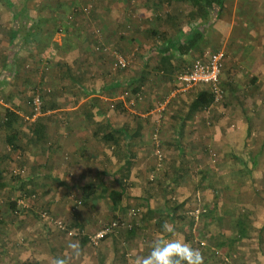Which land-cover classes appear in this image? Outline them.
Segmentation results:
<instances>
[{
	"label": "crops",
	"instance_id": "crops-1",
	"mask_svg": "<svg viewBox=\"0 0 264 264\" xmlns=\"http://www.w3.org/2000/svg\"><path fill=\"white\" fill-rule=\"evenodd\" d=\"M11 1L15 10L9 5L0 8V91L14 79L17 84L10 85L11 89L20 92L17 76L22 75L19 76L18 68L20 64L31 63L34 70L23 82L30 84L28 88L33 91L41 89L45 100L44 112L32 122L26 123L19 117L8 128L0 120V190L27 188L34 195L38 193L43 197L41 203H56L53 214L57 218L73 224L74 228L82 226L84 234L72 236L40 216L35 217V212L31 213L33 208L28 206L30 202L24 201V207L16 210L17 215L0 220V264H23L32 257L41 264H54L57 259L65 264H132L130 256L146 255L154 238L161 235L180 238L177 220L183 207L176 210V215L172 214L166 191L187 184L188 145L191 141L204 142L214 137L236 141L247 132L243 131L242 136L237 134L234 124L228 125V119L220 121L217 135L212 134L215 120L208 116L202 119L199 113H209L213 103L204 110L190 111L197 94L208 86L200 84L197 91L196 88L181 91L166 104L160 125L166 163L172 164L163 169L169 179L152 188L143 155L147 134L152 135L148 132L152 121L157 125L153 113L159 100L157 89H170L167 87L174 82L176 85V77L208 50L213 35L241 37L249 27L248 22H252L251 30L257 37L254 27L256 22L264 25V0H95L97 7L91 15L94 20L91 24L96 27L92 26L90 32L85 31V22L80 20L81 12L72 11L71 6L60 9L53 4H42L36 8L34 0L27 6L25 0L21 5ZM98 27L104 32L100 39L93 34ZM120 31L122 34H117ZM102 43L117 47L131 57V65L114 70L112 58L103 51ZM242 55L234 67L241 69L239 62H243L249 68L245 67L246 72L260 81V73L264 74L263 58L252 47ZM228 65L226 61L225 72ZM233 71L231 66L230 75L235 77ZM239 74L240 71L236 76ZM135 86L129 91L136 97V104L130 105V99L119 95L118 89ZM14 108L18 114L22 109L17 105ZM137 108L139 116L133 114ZM123 110L128 117H118ZM243 123L241 118L239 125ZM10 138H15L19 150L11 149ZM232 150L228 153H233ZM12 175L21 176V181ZM87 186H93L95 192L85 202L90 200L87 206L98 211L97 215L85 208L76 213L58 208L60 204L65 206L66 201L70 203L62 190L79 189L83 193ZM160 189L162 194L157 198L154 193H160ZM177 199L178 205L186 201L181 194H177ZM123 210L137 212L132 224L129 223L131 227L94 245L89 236L105 220ZM165 222L174 226V234L163 233ZM263 226L250 230L243 238L239 237L238 229L233 230V242H246L242 248H247V254L245 249L240 256L250 255L249 251L255 256L264 253ZM190 236L188 233L182 240L190 243ZM85 237L86 242L82 240ZM251 239L255 242L249 245L247 240ZM208 243L203 248L210 251L204 263L212 260V255L221 254L214 238ZM232 244L226 247L234 248ZM220 249L224 253L216 255L218 264L221 260L231 261L229 264H254V260L246 263L235 254L229 259L226 255L229 251Z\"/></svg>",
	"mask_w": 264,
	"mask_h": 264
},
{
	"label": "rangeland",
	"instance_id": "rangeland-1",
	"mask_svg": "<svg viewBox=\"0 0 264 264\" xmlns=\"http://www.w3.org/2000/svg\"><path fill=\"white\" fill-rule=\"evenodd\" d=\"M16 1L19 2L20 5L24 2V0ZM29 4L32 3L29 2ZM42 4H53L60 7V9H64L66 6H71L72 11H74L75 8H81L83 6L91 5L92 9L90 14H85L81 11V13H79L82 16L80 20L85 22V31L90 32V28L93 26L91 23L94 22L91 15L96 12L97 7L95 0H34V6H37L36 8H40ZM6 5V1L0 0V8ZM257 14L259 15V13ZM248 24V29L245 30V34H241V37L236 36L235 38L234 36L232 38H226L223 36L220 38H216L214 37V35L212 36L213 38L210 40L207 51L213 52L218 49H225L227 53L220 80L221 85L225 90V97L221 103H214L209 113L205 114L204 111L199 113V116L202 119H204L203 116H208L212 117V119L215 120L211 129L212 134L217 135L220 121H227L228 119V125L234 124L232 126L234 127L237 134H240L242 136L243 131L247 133L243 139H237L236 141L232 139L224 141L221 138V140H218V138L214 139L215 137L213 138L214 140L210 138L208 141L204 142H201L199 140L191 141L190 145H188L189 149L187 151L189 155L188 164L190 168V171L186 176V178L188 179L187 184H184L183 188L178 187L176 190L169 191L167 195L169 196V200H172L173 196H176L175 198H177V194H181L182 197L185 196L186 201L184 200V206L183 209H181L183 213H181V211H178V217L182 218H178L177 220V226H179L180 228L178 229L180 234L177 237L181 236L179 239H183L188 233H191L192 236L190 237L192 241H190L189 244L194 248L200 249L205 259L207 258V255H209L210 251H205L203 250V248L209 246L208 242L210 240H213V238L216 242L215 244H218V246L220 248H223L224 251H229L228 254L226 252V255L229 259H231V256H234V254L237 258L238 256H240L241 252H245V249V254H247V248H242V244L246 242H240L238 240L236 242H233V237H235V232L233 234V230L238 229V217L240 216V212H242V210L247 213V220L249 226L251 227V230L259 229L261 225H264V74L260 73V77H258L260 81H258L256 75H252L251 73L246 72V68H249L246 66V64L244 66L243 62H239V67L242 66L241 69L237 70L236 67H234L238 62V56L246 54L250 47H252L254 50L256 48V51H258L259 54L258 56L262 57L264 60V25L261 26L260 22H256L257 27H254V30L258 31V33L257 37H255L256 33L251 30V25H253L254 23L248 22ZM22 29H24V27H22ZM239 31H242V29ZM112 33L114 34V31H112ZM93 34L91 38L93 37ZM86 40L90 45V38L87 37ZM251 43H254V45L252 46ZM226 61H228L230 66L228 65L229 67L225 72ZM231 66L234 69L233 74L235 75V77L230 75ZM18 69L19 76H22H17V87L22 88V90H20V92H15L14 89H11V86L17 84V82H15V80L13 79L11 81L12 84L9 83L11 86L7 85L6 88L3 89V91H0V120L2 121L4 119L6 110L8 108L17 110L14 108V106L17 105L22 108L19 113L20 119H22V121L25 120L26 123H29L32 122L30 120L35 118L33 117L34 95L38 90H40L41 92L42 90L37 88L35 89V91H33L29 89L30 87L28 88L30 84L27 85L25 82H23L24 79L27 80L26 76L30 77L29 73H32L34 70L31 63L30 65H27V63L20 64ZM238 71H240V74L236 76ZM30 83H32V80L30 81ZM169 83L171 84V81ZM174 83L171 84V87L167 88H170V90L173 89L175 87ZM236 84L239 87H236ZM196 87L198 86H195L194 88ZM135 88H137V86H135L134 88H120L118 89V94L123 95L125 90L128 89L131 91ZM197 90L199 89L196 88V91ZM42 97L45 100V93L43 92ZM154 99H156L157 101L156 97H154ZM258 102H261L262 104H259ZM124 111L125 110H123V112ZM241 111L243 113H240ZM138 112L139 108L135 109V112H133V114L139 116ZM240 115H242V117ZM126 116L128 117V114L124 112L118 117L125 118ZM144 116L146 117L145 114ZM130 117L132 118L133 116L131 115ZM241 118H244L243 125H239V120ZM154 122L155 121H152L151 130L148 131L152 133V135L147 134V138L144 143L145 152L143 155L144 164L148 169V184L150 183L152 185V188L153 186L155 187L159 186L160 184L167 183L166 180H168L169 178L167 172H164L163 169L172 165L171 163H166L167 161L165 159V152L162 146V142L160 149L163 152L164 160H162L161 165L158 164V159L154 155L156 144L153 134L154 131L160 134V125H154ZM207 143L210 145H204ZM173 149L174 148L172 146L171 151ZM230 149H234L235 151L232 150L233 153H228ZM235 152L237 153L235 154ZM172 154L173 152H171L170 155ZM253 156H256L255 160L257 162L255 163V165L253 163ZM158 165L159 167L161 166V169H156ZM14 175L16 174L14 173ZM7 177L11 178V174H8ZM20 189L21 188L10 189V187H8L0 190V200L3 202L2 204L4 208V211L0 216V220H2L6 216L10 217L12 215H17L15 214L16 210L20 211L21 208L24 207V201L30 202L28 203V206L33 208V210H31V213L32 211L35 212V217H39L40 211L44 208L50 210L52 214L55 212L54 209L56 208V206L54 205H56V203H54L53 201L51 204L48 203V201L46 203H41L40 201L43 197L39 196L38 193L34 195L27 188L21 190ZM160 190V193H154L157 198H160L159 194H162L163 189ZM62 193H64L66 199L70 201V209H68L69 204L67 201L65 202V206H61V204L58 205V208H61L63 212L71 211L72 213H74L73 208L75 207L76 212L78 209L84 210L85 208L88 211L93 209L90 208V206H87L89 205L90 200H88L87 203L84 202V204L80 206L74 205L77 199H83L81 197V194H83L81 190L66 189L64 191L62 190ZM72 195H74V197ZM48 198H50V196H48ZM56 198L57 197H54V199ZM19 200H23V202H19ZM102 201L107 203V199H104ZM108 202L110 203V200ZM105 206L107 207V205ZM196 208H201L204 210L202 212L203 214L200 216V220L198 221L199 223H194L193 220L191 221V215L189 213ZM129 211L130 210L118 211L116 212V215L108 220H105V222L107 223L114 219H122L126 220L128 224H132L131 222L135 215L129 216ZM92 212L90 211L91 214L95 213L96 215L98 213V211L96 210H92ZM111 215H109V217ZM39 218L42 219L41 216ZM194 228H196L195 232L192 231L194 230ZM127 229L128 228L126 227H122L117 233ZM222 231L226 233H221ZM217 232H219V236ZM216 234L217 236H215ZM73 236L79 237L80 234ZM184 241L187 242L186 239ZM200 241H204L205 245H200ZM247 242H249V245L253 244L255 242V239L247 240ZM231 244L234 245V248L229 249L226 247L230 246ZM218 246H216V248L221 251V254L217 253L212 255V253H210L213 256L212 260L214 262L212 263V260L210 259V262L208 261L204 264H218L219 259L218 257H216V255H222L223 252ZM248 248H250V246ZM215 250L216 249H214L213 251L215 252ZM249 254L250 255L248 256L246 255L242 257L241 255L240 257L242 258V260H246L244 261L246 263L249 262V260H254V264H264V253L260 252L255 256L249 251ZM134 257V255L130 256V258L132 259ZM230 262L231 261L229 260H225V262L221 260L219 264H229ZM249 264L251 263L249 262Z\"/></svg>",
	"mask_w": 264,
	"mask_h": 264
},
{
	"label": "built area",
	"instance_id": "built-area-1",
	"mask_svg": "<svg viewBox=\"0 0 264 264\" xmlns=\"http://www.w3.org/2000/svg\"><path fill=\"white\" fill-rule=\"evenodd\" d=\"M92 9V6H83L81 8H75V11H81L85 14H90ZM95 37L100 39L103 35V29L101 27L94 28L93 31ZM119 34H122V31L119 32ZM103 51L108 53L112 58V67L114 70H124L127 69L133 59L129 57L128 55L124 54L121 50H119L117 47H112L109 44L102 43L101 45ZM226 51L225 49H218L213 52H204L202 55H199L192 65L181 72L176 77V85L173 89H166V88H158L157 94H158V102H157V111L153 113H156V122L157 125H161L163 112L166 107V104L175 97L178 93L181 91H187L193 89L195 86L203 84L209 87L211 93L214 96V103H221L225 97V90L221 85V73L224 66V61L226 58ZM125 98H129V104L135 105L136 104V97L132 96L131 92L129 90H126L123 94ZM155 109V108H154ZM33 110L34 114L33 117H38L44 112V99L42 97V92L38 90L33 98ZM155 144H156V150L154 152V155L157 157V162L159 165H161L162 160H164L163 152L161 151V138L160 134L158 132L154 131L153 134ZM156 168L159 169L160 167ZM161 169V168H160ZM74 197V195H72ZM84 199V198H83ZM77 199L75 201L74 205H82L85 202V199ZM3 202L0 200V216L4 211L3 208ZM76 210V207L73 208V211ZM204 210L201 208H196L192 211H190V215L194 218V223H197L200 220V216L203 214ZM135 210H131L129 212V216L136 215ZM40 216L42 219H45L47 222H50L54 224L57 228L60 230L66 231L70 235H83L84 231L79 230L77 228H70L68 223L66 221H63L62 219L57 218L48 210L47 208H44L40 211ZM129 228L131 227L130 224L126 220L122 219H114L107 223H105L96 233L89 236V240L94 244L98 245L102 240L106 239L109 236H112L114 234H117L120 228ZM200 245H205L204 241H200ZM128 264V263H127Z\"/></svg>",
	"mask_w": 264,
	"mask_h": 264
},
{
	"label": "clouds",
	"instance_id": "clouds-1",
	"mask_svg": "<svg viewBox=\"0 0 264 264\" xmlns=\"http://www.w3.org/2000/svg\"><path fill=\"white\" fill-rule=\"evenodd\" d=\"M162 228L163 233L174 234V226L168 222ZM54 264H65V261L57 259ZM132 264H204V257L200 249L184 240L161 235L153 239L150 251L146 255H136Z\"/></svg>",
	"mask_w": 264,
	"mask_h": 264
},
{
	"label": "trees",
	"instance_id": "trees-1",
	"mask_svg": "<svg viewBox=\"0 0 264 264\" xmlns=\"http://www.w3.org/2000/svg\"><path fill=\"white\" fill-rule=\"evenodd\" d=\"M4 1H6L7 5H9L12 9L15 10V4L11 0H4ZM29 1L30 0H25L24 3L26 4V6L29 5ZM213 101H214V96L211 93L209 87L204 88V89H202L199 92V94H197L196 98L193 100V102H192V104L190 106V111L195 113V111L204 110V109L208 108L213 103ZM19 117H20L19 114L14 109L8 108L6 110L5 117H4L3 121H2V124L4 126H7L8 128H10V127L13 126V123L16 122ZM9 143H10L11 149L13 151L19 150L20 147L17 144V141L15 142V138H10V142ZM182 156H183V153H182ZM253 157H254L253 163L255 165V163L257 162L255 160L256 156H253ZM12 177L16 178V181H18V182H20L21 179H22L21 176L12 175ZM121 184L123 185V187L125 189L124 180L121 181ZM169 191H173V189H168L167 193ZM94 192H95V188L93 186H87L83 190V197L82 198L85 197L84 198L85 200H86V198L89 199ZM167 200H168L167 201L168 202V208H169V210L172 211V214H174V215H176L175 213H176V210L178 208L180 210V207L184 206V203H182V205H180V204L178 205V199L177 198H172V200H169V199H167ZM74 213H76L75 210H74ZM180 218H182V217H180ZM192 220H194V218L191 216V221ZM72 225L73 224H70L69 227L70 228L71 227L72 228L75 227V226H72ZM237 225H238L237 227H238V233H239V237L240 238L245 237L247 235V233L251 230V227L249 226V223H248V220H247V213L244 210H242V212H240V216L238 217ZM81 227L82 226H77L76 228L81 231L82 230ZM262 229H264V226L262 227ZM82 240L84 242H86L88 239L85 237ZM189 240H191V239L189 238ZM23 264H41V263L36 258L32 257V258H29V259L25 260Z\"/></svg>",
	"mask_w": 264,
	"mask_h": 264
}]
</instances>
